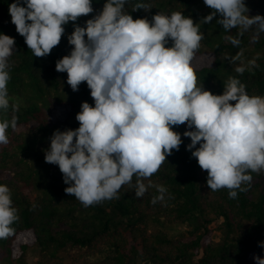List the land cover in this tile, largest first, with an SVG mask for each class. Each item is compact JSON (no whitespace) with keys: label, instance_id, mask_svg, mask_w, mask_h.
<instances>
[{"label":"clouds","instance_id":"obj_1","mask_svg":"<svg viewBox=\"0 0 264 264\" xmlns=\"http://www.w3.org/2000/svg\"><path fill=\"white\" fill-rule=\"evenodd\" d=\"M126 4L128 0H106L84 26L76 22L94 12L92 0H15L9 5L11 23L38 58L60 44L64 26L73 22L67 37L72 50L56 62V71L67 73L74 92L86 82L94 100V106L82 103L78 128L54 131L44 150L46 163L59 166L69 185L66 194L85 208L119 198L124 185L133 186L141 198L154 186L150 178L183 143L174 126L186 124L187 150L207 172V186L227 189L235 199L237 190L247 191L242 185L250 186V172L264 171V97L250 96L231 76L223 82L222 94L198 87L192 60L203 39L200 23L210 24L218 16L216 23L226 32L237 29L242 36L253 31L258 37L264 33V16L249 15L245 0H204L211 12L200 23L181 12L133 19ZM141 9L150 12L152 7L133 5V12ZM230 42L240 44L235 37ZM14 46L13 37L0 34V110L5 112ZM242 55L230 58V63L240 62L234 69L238 74L258 66L256 59L245 65ZM9 127L16 129L17 117L0 121L2 145L9 142ZM155 187L161 195L153 203L166 191ZM18 218L9 187L0 184V239L13 234ZM258 246L264 248V241ZM253 259L264 264L260 255Z\"/></svg>","mask_w":264,"mask_h":264},{"label":"trees","instance_id":"obj_2","mask_svg":"<svg viewBox=\"0 0 264 264\" xmlns=\"http://www.w3.org/2000/svg\"><path fill=\"white\" fill-rule=\"evenodd\" d=\"M13 2L0 0V34L15 39L9 57V108L0 110V121L17 117L16 129L7 131L8 144H0V184L9 187L19 218L12 225L13 234L0 239V264H255V255L264 257V248L258 246L264 241V171L250 172V186L242 185L247 191L237 190L235 199L229 198L227 189H209L207 172L187 150L191 140L183 136L189 130L186 124L174 126L183 143L150 178L154 186L143 197L137 198L135 188L124 185L119 198L85 208L66 194L69 185L58 165L46 163L44 150L55 130L80 126L76 115L83 102L94 106L86 82L74 92L67 73L56 71V62L72 50L67 37L74 31L73 22L64 26L60 44L38 58L11 23ZM141 2L151 5V11L133 12V5ZM105 3L92 0L94 12L76 23L84 26ZM245 4L249 15L264 16V0ZM125 11L133 19L149 20L158 12H181L200 23L211 9L204 0H128ZM218 18L199 24L203 39L192 60L197 86L222 94L223 82L231 76L250 96L264 97V33L256 37L253 31L242 36L237 29L226 32L216 23ZM233 37L240 40L238 47L230 42ZM241 51L245 65L256 59L258 66L238 74L234 69L240 62L230 63V58ZM156 185L166 191L153 203L161 195ZM184 227L187 235L176 237L166 231ZM32 251L39 252L33 263Z\"/></svg>","mask_w":264,"mask_h":264},{"label":"rangeland","instance_id":"obj_3","mask_svg":"<svg viewBox=\"0 0 264 264\" xmlns=\"http://www.w3.org/2000/svg\"><path fill=\"white\" fill-rule=\"evenodd\" d=\"M166 231L170 234V235H173V236H180V235H187L188 233V229L186 227L184 228H175V229H166ZM218 234V233H217ZM216 236V241H219V237L217 235ZM39 252L38 251H32L30 254H29V261L30 262H36L39 258Z\"/></svg>","mask_w":264,"mask_h":264}]
</instances>
